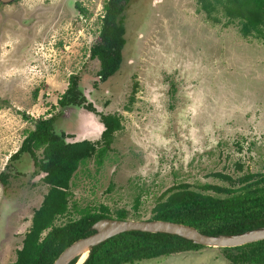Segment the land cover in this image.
Segmentation results:
<instances>
[{
  "label": "rangeland",
  "instance_id": "1",
  "mask_svg": "<svg viewBox=\"0 0 264 264\" xmlns=\"http://www.w3.org/2000/svg\"><path fill=\"white\" fill-rule=\"evenodd\" d=\"M77 1L88 15L79 13ZM106 1L16 0L2 9L0 175L8 162L19 160L17 169L25 175L12 177L8 190L0 181V264L16 260L49 190L44 174L32 173L29 153L9 161L35 119L54 115L56 128L74 140H96L101 134L94 126L103 129L99 113L122 118L104 162L92 158L76 171L70 212L58 224L103 204L113 214L125 208L147 219L174 186L225 193L241 176L264 174V42L228 24L221 3L209 12L200 0H130L122 66L102 82L100 62L90 50L101 38ZM72 75L81 77V90L99 112L91 120L88 109L61 107ZM63 113L68 114L59 118ZM82 119L85 131L78 124ZM6 197L16 212L7 213ZM136 264L230 262L222 249L205 246Z\"/></svg>",
  "mask_w": 264,
  "mask_h": 264
},
{
  "label": "trees",
  "instance_id": "2",
  "mask_svg": "<svg viewBox=\"0 0 264 264\" xmlns=\"http://www.w3.org/2000/svg\"><path fill=\"white\" fill-rule=\"evenodd\" d=\"M130 0H107L105 17L100 29L101 38L91 47V58L100 62L97 72L100 81L114 76L123 63L126 45L124 16H120ZM209 12L220 3L225 8L228 24L235 23L245 37L264 42V0H200ZM219 22V16H209ZM79 76L70 77L69 87L60 99L62 106L79 104L82 92ZM81 97V98H80ZM85 105V104H84ZM83 107L97 112L93 103ZM105 130L99 139L74 140V136L56 128L57 118L35 119V125L25 137L20 149L11 158L29 153L45 176L49 186L40 207L35 209L32 225L26 232L17 258L8 264H53L60 253L77 239L93 233L92 225L102 218L144 219L139 212L132 215L121 208L113 214L106 205L78 210L80 217L58 224L70 212L72 179L79 167L95 158L104 162L112 149L115 133L123 128L117 113H99ZM73 139V140H72ZM41 150L42 156L38 157ZM4 183L7 175L0 176ZM137 199L135 208H138ZM147 219L169 220L195 226L210 235L239 234L264 226V174L249 173L234 183L225 193H209L180 184L170 188L152 209ZM205 246L192 240L167 233L128 231L95 246L83 264H136L145 259L168 256ZM230 264H264V240L237 247L220 248ZM74 259L70 264H75Z\"/></svg>",
  "mask_w": 264,
  "mask_h": 264
},
{
  "label": "water",
  "instance_id": "3",
  "mask_svg": "<svg viewBox=\"0 0 264 264\" xmlns=\"http://www.w3.org/2000/svg\"><path fill=\"white\" fill-rule=\"evenodd\" d=\"M95 112L88 111V116L85 117L91 120ZM103 129L96 131L102 134L105 130V126L100 124ZM86 139V138H83ZM83 139H77L83 140ZM91 229L93 233L90 235L77 239L72 244L67 246L60 255L56 258L53 264H70L71 257L82 247L87 246L89 248L88 259L91 250L106 241L107 239L114 237L118 234L128 231H142L152 233H167L171 235H177L189 240H192L196 244L203 246L224 248V247H237L248 243L264 240V226L252 230L245 231L239 234H218L210 235L203 233L195 226L159 219H118V218H102L95 222ZM75 258H73L74 260ZM85 260V261H86ZM76 264V262H75Z\"/></svg>",
  "mask_w": 264,
  "mask_h": 264
},
{
  "label": "flooded vegetation",
  "instance_id": "4",
  "mask_svg": "<svg viewBox=\"0 0 264 264\" xmlns=\"http://www.w3.org/2000/svg\"><path fill=\"white\" fill-rule=\"evenodd\" d=\"M16 0H0V18H2L3 17V12H2V9L5 7V6H8L9 4H11V3H13V2H15ZM129 3V2H128ZM128 3H127V5H128ZM76 8H77V10L79 11V13L83 16V15H88V12H87V9H86V7H84L83 5H82V3L81 2H76ZM126 11H127V6H126V8H125V10L121 13V15L120 16H124V19H125V14H126ZM105 17V13L103 14V16H102V20H101V23H103V18ZM103 82V81H102ZM80 83H81V77L79 76V79H78V86H79V89H80V91L82 92V97H84L85 98V100H81L80 101V103L79 104H73V105H67V106H61L63 109H66V108H69V109H73V110H75V108H77V107H82V108H84L83 107V105L84 106H86L87 104H89V103H91L90 101H89V99L84 95V92L81 90V86H80ZM81 98V97H80ZM68 113H63L62 115H60L59 116V118H63V117H65L66 115H67ZM80 119H81V116L79 117ZM82 118H85V117H82ZM83 123H84V120L82 119L81 120V123H78L79 125H80V127H82V129H83V131H85V125L83 126ZM87 128V127H86ZM87 132V131H86ZM80 135V134H79ZM83 136V134L82 135H80L79 137H82ZM82 138H85V137H82ZM25 153H27V152H25ZM23 154V153H22ZM20 157H21V155L19 156V157H17V158H10L9 159V161H14V160H19L20 159ZM32 157V156H31ZM12 163V162H11ZM20 163V160H19V162H17V163H15L13 166H11V164H9V162H8V164H7V167H9L7 170H5V172H3L2 174H6L7 175V181H6V183H4L3 181H2V179H0V181H1V183L3 184V186H4V190H8V188H9V184H10V181H11V178L12 177H16L17 175H25V173L24 172H19L18 171V169H17V167H18V164ZM20 165V164H19ZM34 167H35V169L33 170V172L32 173H34V176H37V175H39V174H44V176H45V173H43V171L40 169V168H38L36 165H35V161H34ZM10 168H12L13 170H9ZM37 169V170H36ZM17 171V172H16ZM1 174V175H2ZM0 175V176H1ZM43 176V177H44ZM3 202H5L7 205H8V210H7V213H13V212H16L15 211V207H14V200L12 199V198H9V197H6L4 200H3ZM37 209V208H36ZM35 211V210H34ZM33 215H34V213H33ZM3 217H6V218H4V219H6L7 220V218L9 217V215H7V214H4L3 215ZM32 218H33V216H32ZM7 223H9V222H6L5 224H6V226H11L12 227V223L13 222H11V223H9V224H7ZM24 224H22V228L24 227H26L28 224H26V226L24 225ZM32 225V221H31V224H30V226ZM14 227H17L18 228V225H16V224H14L13 225ZM28 231V230H27ZM26 231V232H27ZM26 232H25V234H23L24 236H23V239L22 240H24V238H25V235H26ZM17 233H19V231H17ZM21 233H22V230H21ZM22 245H23V242H22ZM22 247V246H21Z\"/></svg>",
  "mask_w": 264,
  "mask_h": 264
},
{
  "label": "bare ground",
  "instance_id": "5",
  "mask_svg": "<svg viewBox=\"0 0 264 264\" xmlns=\"http://www.w3.org/2000/svg\"><path fill=\"white\" fill-rule=\"evenodd\" d=\"M95 130H99V126L95 125ZM100 128L102 129L103 127L100 126ZM89 254V248L87 246L82 247L81 249H79L72 257L71 260L73 261V258H75L76 264H83L87 258ZM71 261V262H72Z\"/></svg>",
  "mask_w": 264,
  "mask_h": 264
}]
</instances>
